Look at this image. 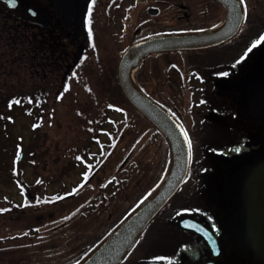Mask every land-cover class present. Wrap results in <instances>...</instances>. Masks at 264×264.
Listing matches in <instances>:
<instances>
[{
  "label": "flooded vegetation",
  "instance_id": "af4514ba",
  "mask_svg": "<svg viewBox=\"0 0 264 264\" xmlns=\"http://www.w3.org/2000/svg\"><path fill=\"white\" fill-rule=\"evenodd\" d=\"M241 3L244 19L230 39L143 59V88L182 121L192 158L185 181L145 234L150 239L159 229V255L126 264H264V0ZM38 7L49 18L50 58L63 72L92 63L87 56L120 57L152 35L215 30L228 14L219 0H40ZM224 46L235 60L197 61L225 54Z\"/></svg>",
  "mask_w": 264,
  "mask_h": 264
},
{
  "label": "trees",
  "instance_id": "16d2710c",
  "mask_svg": "<svg viewBox=\"0 0 264 264\" xmlns=\"http://www.w3.org/2000/svg\"><path fill=\"white\" fill-rule=\"evenodd\" d=\"M97 59L100 69L85 62L66 74L58 71L50 58L49 26L18 18L0 7V162L26 160L38 170L34 180H27L18 167L4 168L6 179L21 188L24 201L0 193V264H75L166 174L168 142L123 94L116 74L118 57L106 51ZM145 71L143 63L137 72L142 87ZM72 78L82 80L90 101L84 110L77 109L82 120L78 137L52 155L54 160L67 161L52 169L49 183L40 171L48 161L46 152L39 149L47 140L54 102L69 95ZM174 90L179 91L176 85ZM107 106L115 107L117 115L109 116ZM19 115L30 118L28 146L23 136L14 137ZM78 170L81 179L70 190L64 181L54 185L61 182L59 175ZM144 234L121 264L134 257Z\"/></svg>",
  "mask_w": 264,
  "mask_h": 264
},
{
  "label": "water",
  "instance_id": "95a60500",
  "mask_svg": "<svg viewBox=\"0 0 264 264\" xmlns=\"http://www.w3.org/2000/svg\"><path fill=\"white\" fill-rule=\"evenodd\" d=\"M219 1L226 6L228 14L225 22L215 30L152 35L132 43L122 53L118 64L120 86L127 99L165 135L170 149V162L166 175L156 190L76 264H120L185 180L191 161V145L185 128L170 110L138 85L134 70L142 58L152 52L206 47L234 36L243 21L242 5L239 0ZM0 6L13 15L39 25H47L49 22L46 13L24 0H14V5L12 0H0ZM187 220L186 225L190 226L191 218ZM152 263L160 264L155 261Z\"/></svg>",
  "mask_w": 264,
  "mask_h": 264
},
{
  "label": "rangeland",
  "instance_id": "374dc122",
  "mask_svg": "<svg viewBox=\"0 0 264 264\" xmlns=\"http://www.w3.org/2000/svg\"><path fill=\"white\" fill-rule=\"evenodd\" d=\"M225 54H219L217 56H212L210 52H208V55L204 56H197V61L200 63H206V64H212V63H222V62H229L230 60L234 59V49L228 46H224L222 49ZM216 54L217 52H213ZM113 58L117 56H112ZM87 60H91V64H95L100 69V64L98 62L97 58H93L92 56L85 57ZM235 60V59H234ZM167 61H172L169 57H167ZM251 65L254 66H261V63H257L256 61H251ZM262 72V71H261ZM261 72H257V74H261ZM89 97H87V91L84 87V83L82 80H79L77 78H72L71 80V88L70 93L67 96L62 97L61 99H58L55 101L56 110L54 113V117H52L50 123V126L48 125L46 128L47 132V140L43 146V148L39 149L42 152H46L45 157L47 158V163H43L41 165V172L47 178L49 179L50 183V175L52 173V169H55L57 167H61L62 162L66 163L64 160L65 158L59 157L56 158L57 160L52 159V155H56L57 152L60 150L66 149V147L71 144L72 141H74L77 137L79 132L82 128V120L79 122V117L77 116V109L80 107L84 110L86 106L89 105ZM88 113V112H87ZM86 113V115H87ZM85 115V116H86ZM111 115H117V113H111ZM82 117V116H81ZM30 120V118H26L25 116L17 117L14 126V137L15 140L21 135L23 136V143L25 146H28L31 141V134L32 130L31 128L27 127V122ZM37 147V146H36ZM50 150L52 153H50ZM41 152V153H42ZM22 160L25 157L24 153L22 154ZM55 161V162H53ZM15 164L14 161H11L9 163H3L0 162V167H2V170H0V191L8 196H11L12 198L17 199L18 201H23V193L21 191V188L13 181H8L6 178L7 172L4 168L6 166L13 167ZM23 166L25 168L24 175L25 178L28 180H34L37 173V168L34 164L30 162H26V160L23 162ZM8 174H10L8 172ZM61 182H57L54 185L58 186L60 184H66L68 185V190H70L71 185H75L79 182L81 179V176L79 175V170L72 172L70 175H59ZM55 188V187H53ZM156 221V220H155ZM155 223V222H154ZM153 223V224H154ZM157 223V222H156ZM153 226V225H152ZM158 234L159 229H157L154 233V236L152 235V239L146 238V235L143 237L142 241L137 245L135 250L133 251L134 257L133 258H147L152 255H159L158 248H159V240H158ZM139 262V263H138ZM130 264H145L140 261H132Z\"/></svg>",
  "mask_w": 264,
  "mask_h": 264
},
{
  "label": "snow or ice",
  "instance_id": "6c2138e0",
  "mask_svg": "<svg viewBox=\"0 0 264 264\" xmlns=\"http://www.w3.org/2000/svg\"><path fill=\"white\" fill-rule=\"evenodd\" d=\"M12 2H13V5H14V0H12ZM241 2H242V0H241ZM261 39L264 40V37H261ZM17 103H18V101H17Z\"/></svg>",
  "mask_w": 264,
  "mask_h": 264
}]
</instances>
